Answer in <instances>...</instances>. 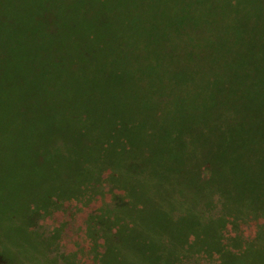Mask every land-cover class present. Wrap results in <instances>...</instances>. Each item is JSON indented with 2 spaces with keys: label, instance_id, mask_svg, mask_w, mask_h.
Here are the masks:
<instances>
[{
  "label": "rangeland",
  "instance_id": "rangeland-1",
  "mask_svg": "<svg viewBox=\"0 0 264 264\" xmlns=\"http://www.w3.org/2000/svg\"><path fill=\"white\" fill-rule=\"evenodd\" d=\"M187 2L0 0V264H264V0Z\"/></svg>",
  "mask_w": 264,
  "mask_h": 264
},
{
  "label": "trees",
  "instance_id": "trees-1",
  "mask_svg": "<svg viewBox=\"0 0 264 264\" xmlns=\"http://www.w3.org/2000/svg\"><path fill=\"white\" fill-rule=\"evenodd\" d=\"M204 1V7H202V8H200V11L198 10V8L196 7V6H194V5H196L197 4V0L195 1V4H194V2H193V0H188V2H187V4L189 3V8H186L188 11L186 12L187 14H186V17L187 18H190V16H191V14L192 15H197V14H200V18L197 20V22L198 23H201L199 20H203V21H206V20H208L209 18H210V16H212L213 15V9H214V6L216 5V7L215 8H217L218 6L220 7L221 5L224 7V5L225 4H227V0H203ZM217 1V3L216 4H214V2H216ZM199 2V1H198ZM238 2H239V6H240V8H241V6H242V8H244V6H245V3H244V0L243 1H241V0H238ZM175 3V2H174ZM137 4H145V8L149 11V12H151L152 13V15H154V14H156L157 15V13H156V11H155V8H152L154 5H155V0H136V5ZM219 4V5H218ZM234 4V6H236V4H235V2L233 3ZM138 6V5H137ZM175 7H179V8H174V12L173 13H175L177 16L180 14V12H181V5L179 4V2H176V4H175ZM138 8V7H137ZM153 9V10H150V9ZM263 13H264V11H262ZM176 15H174V17L176 16ZM176 16V17H177ZM198 16V15H197ZM260 16H262V14L260 15ZM223 18H224V16H223ZM226 18H227V20H225V24L228 22L229 23V26L230 25H233V22H237L236 21V15H235V13H234V11L232 12V13H228V12H226ZM225 19V18H224ZM210 24L212 25V27L213 26H216V20H213L212 18H211V22H210ZM195 26L194 25H189V24H187V25H185L184 27H183V29H182V31H185L186 33L189 31V32H191V31H193V29L192 28H194ZM230 30V29H229ZM194 33L192 34V36L193 37H199L200 35H203V34H200V31H198V30H196V31H193ZM182 34H183V32H182ZM137 35V34H136ZM135 37V36H134ZM133 37V38H134ZM203 40H205V41H203ZM203 40H202V37L200 38V40L198 41V43L199 44H197V47H196V49H195V51H198V54H197V56L195 57V58H193V59H188V61H190V60H192L191 62H189V63H192V64H197V65H200V66H204V68H206V69H209L210 68V66L212 65H214V63H213V61H214V59H212L213 58V56L211 57V58H208L207 60H206V58H204V57H202L203 56V53H205L204 51L205 50H207V49H209L210 47H211V43L207 40V38L206 37H203ZM135 41V40H134ZM140 41V45H142L143 44V40H139ZM203 41V42H202ZM211 41H212V39H211ZM227 42V41H226ZM225 42V43H226ZM225 45H227V44H224V46ZM143 47H145V45L143 46ZM217 48V47H216ZM221 48V47H220ZM223 49H226L225 47H223ZM228 49H229V47H228ZM228 49H226V50H228ZM248 52H250V49H249V51ZM257 57H259V55H256V56H253V60L255 59V58H257ZM226 58V57H225ZM232 58H234V59H236V61H240L241 59H240V56H237V54H234L233 52H232V57H231V59ZM196 60H200V61H202V62H204V64H202L201 62H199V61H196ZM252 60V59H251ZM256 60V59H255ZM254 60V61H255ZM206 61L207 62H209V64H206ZM253 61V62H254ZM242 62H244L245 63V58H243L241 61H240V63L242 64V69L239 71V74L240 75H242L241 77H242V79H244V77H243V75H244V73L242 74V71H244V72H246V73H248V71L250 72L251 70H253V68L255 67V66H253V67H248V65H245V64H243ZM253 62H251V64L252 65H254L253 64ZM255 64H257L256 63V61L254 62ZM247 64V63H246ZM203 68V67H202ZM217 71H219L220 73H223V75L224 76H222V78H224V80H226V79H228L229 78V74H228V71H227V69H226V67H224V68H222L221 66H220V69L218 68V67H214ZM240 68V66H238V69ZM222 71V72H221ZM245 73V74H246ZM251 73V72H250ZM250 73H248L247 74V76H249L250 75ZM228 74V76H226ZM219 76H220V74H218V79L219 80H217L216 82H217V85H219L221 82H220V78H219ZM229 80H230V78H229ZM240 82V84H243L242 83V81H239ZM192 83V82H191ZM191 85V84H190ZM244 87H246V86H244ZM244 87H242V88H244ZM259 89V93H256V95H257V100H256V102L259 104V106L260 105H262L263 104V97H264V89L261 91V89L260 88H258ZM245 90H246V88H245ZM261 107V106H260Z\"/></svg>",
  "mask_w": 264,
  "mask_h": 264
}]
</instances>
